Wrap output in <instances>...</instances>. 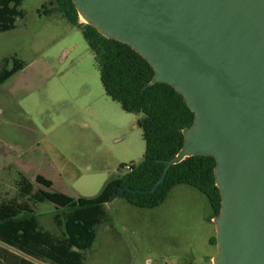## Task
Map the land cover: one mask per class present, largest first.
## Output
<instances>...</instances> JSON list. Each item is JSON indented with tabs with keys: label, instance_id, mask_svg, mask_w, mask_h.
I'll use <instances>...</instances> for the list:
<instances>
[{
	"label": "rangeland",
	"instance_id": "374dc122",
	"mask_svg": "<svg viewBox=\"0 0 264 264\" xmlns=\"http://www.w3.org/2000/svg\"><path fill=\"white\" fill-rule=\"evenodd\" d=\"M47 2L24 0L26 15L0 32V65L13 56L27 62L0 86V202L18 195L21 173L36 189L95 197L127 173L122 163L140 162L145 152L140 114L106 94L82 31L61 15L40 14ZM38 174L52 188L39 184ZM55 209L49 200L35 205L45 229L57 230ZM106 209L112 222L97 225L84 264H207V255L217 253L210 243L213 208L191 185H178L157 207L119 195Z\"/></svg>",
	"mask_w": 264,
	"mask_h": 264
},
{
	"label": "water",
	"instance_id": "95a60500",
	"mask_svg": "<svg viewBox=\"0 0 264 264\" xmlns=\"http://www.w3.org/2000/svg\"><path fill=\"white\" fill-rule=\"evenodd\" d=\"M107 38L130 45L195 113L180 152L213 156L220 212L213 264H264V0H73Z\"/></svg>",
	"mask_w": 264,
	"mask_h": 264
},
{
	"label": "trees",
	"instance_id": "16d2710c",
	"mask_svg": "<svg viewBox=\"0 0 264 264\" xmlns=\"http://www.w3.org/2000/svg\"><path fill=\"white\" fill-rule=\"evenodd\" d=\"M23 2L0 0V32L15 28L17 18L26 15L21 9ZM39 13L61 15L82 31L95 54L106 94L125 111L140 114L137 124L142 129L145 153L140 162H131L132 171L111 179L95 197L75 198L61 191L36 189L21 173L18 195L0 202V262L84 264L87 251L96 240L97 225L112 222L106 204L119 195L133 205L153 208L164 203L174 187L191 185L208 197L213 219L220 212L222 202L213 156L194 155L173 164L155 192L121 193L123 188H153L164 172L166 161L182 149L183 130L195 119L184 96L168 83L147 86L155 74L152 65L130 45L107 38L94 26L82 22L73 0H49ZM26 65L18 56L3 58L0 86ZM36 181L46 188L53 186V181L42 174L36 176ZM46 200L56 204L53 212L56 231L42 227L35 211V205ZM210 243L217 245L216 235L210 238ZM207 264H212L211 258Z\"/></svg>",
	"mask_w": 264,
	"mask_h": 264
},
{
	"label": "built area",
	"instance_id": "2783aa9c",
	"mask_svg": "<svg viewBox=\"0 0 264 264\" xmlns=\"http://www.w3.org/2000/svg\"><path fill=\"white\" fill-rule=\"evenodd\" d=\"M125 167H126L127 171H132L133 170V164L132 163L125 164ZM182 264H191V263L184 262Z\"/></svg>",
	"mask_w": 264,
	"mask_h": 264
},
{
	"label": "crops",
	"instance_id": "0c3cea01",
	"mask_svg": "<svg viewBox=\"0 0 264 264\" xmlns=\"http://www.w3.org/2000/svg\"><path fill=\"white\" fill-rule=\"evenodd\" d=\"M144 153H145V152H144ZM176 187H177V186H176ZM176 187H174L173 190H174ZM211 221H212V219H211ZM216 254H217V253H213V254L207 255V261H208L209 258H211V260H213V257H214ZM191 264H192V263H191Z\"/></svg>",
	"mask_w": 264,
	"mask_h": 264
}]
</instances>
